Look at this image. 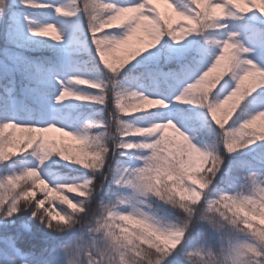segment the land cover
<instances>
[{"label":"clouds","instance_id":"clouds-1","mask_svg":"<svg viewBox=\"0 0 264 264\" xmlns=\"http://www.w3.org/2000/svg\"><path fill=\"white\" fill-rule=\"evenodd\" d=\"M173 257L264 264V0H0V264Z\"/></svg>","mask_w":264,"mask_h":264},{"label":"trees","instance_id":"trees-1","mask_svg":"<svg viewBox=\"0 0 264 264\" xmlns=\"http://www.w3.org/2000/svg\"><path fill=\"white\" fill-rule=\"evenodd\" d=\"M196 47V42L195 41H190L188 43V48L184 51H172L170 53V55L173 57L172 60L168 61L167 63H165V61L163 59L160 60V63L158 65L154 64V65H148L151 67H162L165 70H167L168 68H173V69H180L181 66H183L182 70H178L174 73L170 74V78L168 79V84L172 85V86H176L178 83L184 82L185 79V75L186 73L190 72L191 69L193 68V64H185L184 61L188 58L192 56L193 50ZM147 55V54H146ZM71 56H72V52L69 51L67 54V59L70 61L71 60ZM145 67V65H140L136 68H132V66L130 65L129 68L132 69V71L134 73H138L140 71L143 70V68ZM17 79H19V76L17 77ZM160 87L164 90L167 91V87L165 86V84L163 82H161ZM27 217H20L17 220V226L20 223L21 219H26ZM11 231H15L16 228L15 226L13 227V229H10ZM20 231H24L23 229H20ZM32 235L34 236V239L36 242L38 243H42L43 239H44V234L40 232V230L33 225L32 226ZM18 247L20 248V250L22 252H27L29 251V245L25 242V243H19ZM169 264H180V261L178 258L173 257L170 259Z\"/></svg>","mask_w":264,"mask_h":264},{"label":"snow or ice","instance_id":"snow-or-ice-1","mask_svg":"<svg viewBox=\"0 0 264 264\" xmlns=\"http://www.w3.org/2000/svg\"><path fill=\"white\" fill-rule=\"evenodd\" d=\"M21 19H22L21 17H18L16 15H12V17H11V20L13 21V23H15L17 25V33H18V35H20V37L23 39L24 38L23 34H22V32H20V29H19V25L21 23ZM30 42L33 43V44H42V43H44V39L42 37H36V38H33V40H31ZM69 51H71V45H69L68 52ZM61 70L62 69L59 66H54L52 68L45 69L41 73V76H40L41 83L46 82L50 75H52L54 73H57V72H59ZM200 70H201V66H197L195 70L186 73L184 79L187 80V79L193 78L196 74H198V72Z\"/></svg>","mask_w":264,"mask_h":264},{"label":"rangeland","instance_id":"rangeland-1","mask_svg":"<svg viewBox=\"0 0 264 264\" xmlns=\"http://www.w3.org/2000/svg\"><path fill=\"white\" fill-rule=\"evenodd\" d=\"M188 48V44L181 46L180 48L176 49V51H184ZM167 71V70H166Z\"/></svg>","mask_w":264,"mask_h":264}]
</instances>
